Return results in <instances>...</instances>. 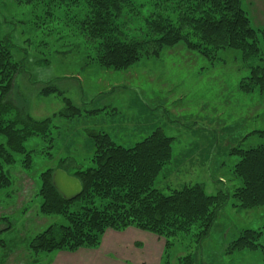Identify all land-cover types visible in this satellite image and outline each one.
<instances>
[{
  "label": "rangeland",
  "instance_id": "obj_1",
  "mask_svg": "<svg viewBox=\"0 0 264 264\" xmlns=\"http://www.w3.org/2000/svg\"><path fill=\"white\" fill-rule=\"evenodd\" d=\"M46 1L25 4L0 0V39L21 69L9 101L18 112L35 120L52 121L51 142L32 137L24 144L27 150H35L31 154L32 174L23 171L19 162L7 168L13 183L0 190V264H49L53 253L35 255L28 250L35 234L60 220L38 212L40 201L34 197L40 186L38 176L62 161L87 167L90 154L84 136L91 131L106 132L114 142L132 146L156 119L164 133L175 139L170 164L157 179L160 183L156 188L161 193L167 195L172 189L199 184L209 196L232 194L238 183L233 167L239 159L229 155L231 149L264 144V134H254L264 130V90L258 83L251 93L239 88L241 83L253 85L249 80L252 67L264 66V0H242L252 25L261 31L260 60L245 62L236 50L219 51L207 59L178 44L158 56L142 57L123 71L105 70L94 63L93 43L82 36L77 22L80 19L73 17L75 12L57 9ZM136 1L143 3V9L135 5V11L129 12L132 15L145 17V11L165 8L163 0ZM46 88L55 92L44 95ZM64 99L80 114L61 117L60 112L75 114L66 110ZM125 123L128 130L119 132L117 129ZM198 125L206 129L192 133V127L199 129ZM141 127L143 130H139ZM191 136L198 138L192 140ZM201 144V153L188 156L181 152V146L198 148ZM15 158L19 161L21 156ZM65 169L69 173L74 170L68 166ZM168 174L164 181L163 176ZM234 204L231 198L219 212L209 237L201 243L195 242L194 230L172 241L170 264L191 254L194 264H263L259 249L227 252L244 230L259 232L257 243L264 245V209L241 210ZM129 229L133 230L116 232L119 235H115V241L131 243ZM112 236L114 233H108L104 241L110 242ZM134 247L139 248L143 259L142 248Z\"/></svg>",
  "mask_w": 264,
  "mask_h": 264
},
{
  "label": "trees",
  "instance_id": "obj_2",
  "mask_svg": "<svg viewBox=\"0 0 264 264\" xmlns=\"http://www.w3.org/2000/svg\"><path fill=\"white\" fill-rule=\"evenodd\" d=\"M17 1L32 4V0ZM130 1L47 0L45 3L68 13L75 12L73 17L80 19L77 22L82 36L93 43L94 63L105 70L129 69L140 58L158 56L178 44L207 59L224 50L239 51L245 62L261 59V31L252 25L242 8V0H163L165 8L154 4L159 8L145 11V17L130 14L137 4L143 9L142 2ZM20 71L18 63L11 60L8 45L0 39V136L4 138L0 143V190L10 188L13 183L7 171L13 163L19 162L23 171L31 172V154L35 150H27L24 146L28 139L39 137L52 141L50 118L35 120L18 112L9 101ZM251 74L249 80L254 81L253 85L241 83L239 88L251 93L258 83L264 90V66L252 67ZM54 92V88H46L42 93ZM64 103L66 110L75 114L60 112L61 117L80 114L68 99H64ZM139 108L143 110L144 107L140 105ZM151 122L154 124L146 130L147 134L132 146L114 142L106 132L91 131L84 136L90 154L87 167L62 161L39 174L40 186L34 195L40 201L38 212L60 220L32 237L28 243L29 252L37 255L93 250L99 247L106 231L122 232L133 228L162 239L164 251L160 264H170L172 241L188 236L191 230H194L195 242L207 239L219 212L231 198L234 206L241 210L264 209V144L246 150L231 149L229 155L239 159L233 167L238 183L232 194L218 192L209 196L201 185L192 184L172 189L165 195L156 188L157 179L170 164L175 139L164 133L159 121ZM128 128L125 123L117 130ZM200 129L206 128L193 126L191 130L197 134ZM139 130H143L142 127ZM255 133L262 136L264 130ZM196 138L198 136H191L192 140ZM180 148L182 153L193 156L195 152L201 153L204 145ZM16 155L21 156L19 161ZM66 166L74 170L69 173ZM58 168L81 183L80 194L71 201L64 200L52 185V174ZM169 176L164 175L163 180ZM258 235L259 232L244 230L231 242L227 252L259 249L264 264V245L257 243ZM193 256L185 255L177 259V264H194Z\"/></svg>",
  "mask_w": 264,
  "mask_h": 264
},
{
  "label": "crops",
  "instance_id": "obj_3",
  "mask_svg": "<svg viewBox=\"0 0 264 264\" xmlns=\"http://www.w3.org/2000/svg\"><path fill=\"white\" fill-rule=\"evenodd\" d=\"M129 230H131L129 237L133 239L131 240L133 246L131 243L115 241L114 237L119 233L108 230L101 238L97 249H80L75 253L55 252L52 254L49 264H160L164 241L146 232L136 229ZM111 232L114 233L111 243L104 241L106 235ZM139 240H143V242L141 243ZM135 245L142 248L140 251H143V259L139 257V248H135ZM145 254L146 257H144Z\"/></svg>",
  "mask_w": 264,
  "mask_h": 264
},
{
  "label": "water",
  "instance_id": "obj_4",
  "mask_svg": "<svg viewBox=\"0 0 264 264\" xmlns=\"http://www.w3.org/2000/svg\"><path fill=\"white\" fill-rule=\"evenodd\" d=\"M52 185L55 190L66 201L75 199L81 192V183L71 175H68L64 170L58 168L52 174Z\"/></svg>",
  "mask_w": 264,
  "mask_h": 264
}]
</instances>
